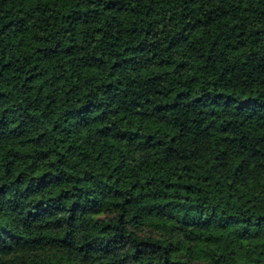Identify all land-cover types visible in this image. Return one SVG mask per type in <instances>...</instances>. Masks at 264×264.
Wrapping results in <instances>:
<instances>
[{
    "label": "trees",
    "instance_id": "obj_1",
    "mask_svg": "<svg viewBox=\"0 0 264 264\" xmlns=\"http://www.w3.org/2000/svg\"><path fill=\"white\" fill-rule=\"evenodd\" d=\"M0 264H264V0H0Z\"/></svg>",
    "mask_w": 264,
    "mask_h": 264
}]
</instances>
